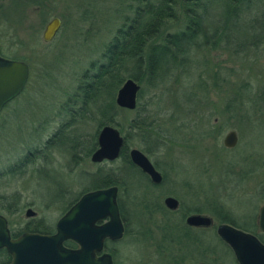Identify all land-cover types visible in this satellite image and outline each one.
<instances>
[{
    "label": "rangeland",
    "instance_id": "obj_1",
    "mask_svg": "<svg viewBox=\"0 0 264 264\" xmlns=\"http://www.w3.org/2000/svg\"><path fill=\"white\" fill-rule=\"evenodd\" d=\"M38 1L40 5L31 0H0V56L29 65L25 90L0 112V214L11 232L32 228L36 222L53 231L64 212V201L87 182L86 173L115 169L121 179L116 186L126 229L121 240L107 241L114 264H198L203 260L238 264L215 227L201 231L194 249L190 244L189 249L179 245L167 249L162 229L167 216L176 221L182 212L185 217L199 212L211 216L215 224L232 221L245 228L255 226L263 234L256 223L264 204V39L258 49L236 55L221 49L192 54L188 77L182 74L156 90L146 89L138 99L155 126L144 138L134 133L128 150L145 152L166 175L161 184L153 185L136 170L127 176L120 158L94 163L90 155L73 164L69 153L55 148L49 164L40 160L41 164L11 176L4 171L29 150L42 148L64 119L58 114L61 102L81 71L99 58L120 24L118 14L124 7L119 0ZM55 16L61 19V28L53 40L44 42V26ZM133 115L123 108L116 116L123 136ZM230 130L236 131L238 141L226 148L223 138ZM155 139L160 146L153 145ZM148 147L151 151L146 153ZM61 190L64 193L58 198ZM169 195L180 201L173 215L163 209V199ZM12 197L18 200L17 211L8 213L2 204ZM206 200L214 203L207 205ZM27 209L35 214L27 216ZM206 236L216 253L204 252Z\"/></svg>",
    "mask_w": 264,
    "mask_h": 264
},
{
    "label": "trees",
    "instance_id": "obj_2",
    "mask_svg": "<svg viewBox=\"0 0 264 264\" xmlns=\"http://www.w3.org/2000/svg\"><path fill=\"white\" fill-rule=\"evenodd\" d=\"M31 1L36 5L42 2ZM119 2L124 5L118 14V18H121L120 24L118 23L111 38L104 44L99 58L90 61L81 71L73 90L61 102L58 114L64 116V119L44 142L42 148L29 150L16 164L9 166L4 174L15 176L24 173L28 166L41 164L40 160L49 164L48 158L51 157V150L54 148L69 153V161L73 164L78 163L81 157H89L97 148L99 129L104 125L119 126L116 116L123 108L116 105L115 96L127 78L134 79L140 86L143 85L138 93L140 99L146 89L156 90L181 77L182 74L188 77L187 68L192 54L221 49L236 55L258 49L264 39L262 35L264 0H119ZM202 88L201 81L199 89ZM131 111L134 115L129 120L127 130L124 131L125 145L120 154L127 176L131 173L130 170L137 171L128 156L131 136L137 133L138 137L144 138L155 126L154 119H150L146 107L142 108L137 104L135 110ZM118 129L121 132V129ZM152 143L160 146L158 139ZM150 151L151 147L146 148V152ZM114 170L99 168L95 172L86 173L84 177L87 182L82 185L79 193L64 201L63 210L66 211L87 191L118 185L121 179ZM62 193L63 190L58 198L62 197L60 196ZM206 202L207 205L214 203L213 200ZM17 205L18 200L12 197L11 201L2 204V208L8 213H15ZM217 208L219 213L220 210ZM163 209L172 215L176 213L164 207ZM222 216L224 217L223 214ZM184 217V212L176 221L166 217L162 236L167 249L169 247L173 249V245L185 249H189L190 245L192 249L198 248L194 242L200 241V234L185 225ZM46 229V224L36 222L32 228L27 227L25 230L50 231ZM245 230L254 233L264 242V232L258 233L255 226L254 228L249 226ZM207 239L206 236L203 240L204 252L216 253L207 243ZM0 254L4 260L5 252Z\"/></svg>",
    "mask_w": 264,
    "mask_h": 264
},
{
    "label": "water",
    "instance_id": "obj_3",
    "mask_svg": "<svg viewBox=\"0 0 264 264\" xmlns=\"http://www.w3.org/2000/svg\"><path fill=\"white\" fill-rule=\"evenodd\" d=\"M61 19L52 17L44 26L42 40L50 42L61 28ZM29 78V65L26 61L6 59L0 56V110L24 89ZM141 86L132 78L124 80L115 96L116 105L120 108L134 110ZM238 141L235 130L228 131L223 138V145L233 148ZM124 137L113 125H104L97 134V148L92 152L90 160L94 163L114 161L121 153ZM131 161L146 172L151 179L159 183L160 173L155 169L148 157L139 149L129 150ZM117 187L89 191L57 221L56 233L52 235L25 232L12 239L7 219L0 214V248L4 247L13 255L11 264H112L107 253L97 255L106 238L116 240L123 234V226L116 202ZM171 208L178 207V201L171 196L164 199ZM27 216L34 212L27 209ZM109 217V221L98 224ZM192 226H209L211 219L206 215L192 214L186 218ZM259 228L264 232V204L258 216ZM216 233L233 251L238 264H264V242L253 233L246 232L230 224H220ZM72 239L80 248L67 249L62 241ZM198 264H209L200 262Z\"/></svg>",
    "mask_w": 264,
    "mask_h": 264
},
{
    "label": "flooded vegetation",
    "instance_id": "obj_4",
    "mask_svg": "<svg viewBox=\"0 0 264 264\" xmlns=\"http://www.w3.org/2000/svg\"><path fill=\"white\" fill-rule=\"evenodd\" d=\"M28 64V63H27ZM29 79V78H28ZM28 84V81H27V83H26V85ZM26 85H25V87H26ZM25 87H24V89H23V91L25 90ZM137 101H138V97H137ZM10 102V101H9ZM9 102H7L3 107H2V109L9 103ZM137 104H138V102H137ZM136 107H137V105H136ZM2 109L0 110V112L2 111ZM124 137V136H123ZM124 142H125V138H124ZM124 145H125V143H124ZM123 145V146H124ZM225 147V146H224ZM123 148V147H122ZM227 148V147H226ZM138 149V148H137ZM140 150V149H139ZM121 151H122V149H121ZM140 151H142V150H140ZM143 152V151H142ZM144 154H145V152H143ZM146 153H148V152H146ZM121 154V153H120ZM146 155V154H145ZM128 156H129V150H128ZM147 156V155H146ZM148 157V156H147ZM118 158H120V156L118 157ZM117 158V159H118ZM116 159V160H117ZM129 159H130V156H129ZM148 159H149V157H148ZM131 160V159H130ZM150 160V159H149ZM106 161V160H105ZM115 161V160H114ZM151 161V160H150ZM132 162V161H131ZM101 163V162H100ZM133 163V162H132ZM151 163L153 164V166L155 167V169L160 173V175H161V181L159 182V183H156V182H154L152 179H151V177L146 173V172H143L142 170H141V168L139 167V166H137V165H135L134 163H133V165L137 168V171H138V173H139V175L140 176H142V177H144L145 178V180H147L148 182L150 181L153 185H159V184H161L163 181H165V174L163 173L162 174V172H160L157 168H156V166H155V164L151 161ZM111 186H116V185H111ZM110 187V186H109ZM117 187V194H116V202H117V206H118V211H119V216H120V219H121V222H122V226H123V234H122V236H121V238H119V239H116V240H111L110 238H106L105 240H104V242H103V246H102V249H101V251L100 252H97V255H102V254H104V253H107V254H109L110 256H111V261H112V264H114V261H113V254H112V252L110 251V250H108V248L106 247L107 246V241H119V240H121L122 238H123V235H124V233H125V217H124V215H123V206H121V204H120V201H119V199H118V191H119V189H118V186H116ZM107 188V187H106ZM102 189V188H101ZM87 192H89V191H87ZM87 192H85V193H87ZM85 193H83V194H85ZM82 194V195H83ZM81 195V196H82ZM80 196V197H81ZM169 196H171V195H169ZM80 197L66 210V211H64L63 212V214L58 218V220L80 199ZM166 197H168V196H166ZM166 197H164V199L166 198ZM171 197H173V196H171ZM175 198V197H174ZM164 199H163V205H164V207L167 209V210H169V211H173V212H175V211H177V210H179V208H180V201L177 199V198H175L177 201H178V207L176 208V209H171V208H169L166 204H165V202H164ZM35 214V213H34ZM192 214H200V215H206V216H208L210 219H211V225H209V226H192V225H189V224H187V222H186V218L188 217V216H190V215H192ZM258 216H259V214H258ZM57 220V221H58ZM57 221H56V223H57ZM109 221V217H106L105 219H103V220H101V221H99L98 222V224H103V223H106V222H108ZM56 223H55V227H54V230L53 231H49V232H41V231H28V230H24V231H20V232H11V230H10V228H9V226H8V229H9V231H10V237L12 238V239H14V238H16V237H18L19 235H21L22 233H25V232H31V233H40V234H48V235H52V234H55L56 233ZM184 223H185V225L186 226H188L189 228H191V229H193V230H195L196 232H198L199 234H201V231H203L204 229H207V228H211V227H215V232H216V228H217V226L218 225H220V224H230V225H232V226H234V227H236V228H239V229H242V230H244V231H246L245 229L246 228H243V227H241V226H239V225H237V224H235L234 222H232V221H230V222H228V223H219V224H215V222H214V219L211 217V216H209V215H207V214H202V213H199V212H197V213H190V214H187L186 215V217L184 218ZM257 226H258V228H259V223H258V217H257ZM7 225H8V221H7ZM244 225H246V224H244ZM243 225V226H244ZM249 226V225H248ZM260 229V228H259ZM261 230V229H260ZM246 232H248V231H246ZM263 232V231H262ZM251 233V232H250ZM217 234V233H216ZM254 234V233H253ZM219 237V236H218ZM220 238V237H219ZM68 242H72V244L70 245ZM224 242V241H223ZM225 243V242H224ZM62 246L64 247V248H67V249H74V250H76V249H78V248H80V245L76 242V241H74V240H72V239H66V240H63L62 241ZM5 252V259H4V261H1L2 262V264H11L12 262H13V255L12 254H10L4 247H2V248H0V252ZM0 257L2 258V256H1V254H0ZM2 260V259H1ZM184 260H185V256L183 255V262H184ZM200 262H204V261H200ZM200 262H198V263H200ZM237 262V261H236ZM238 263V262H237Z\"/></svg>",
    "mask_w": 264,
    "mask_h": 264
}]
</instances>
